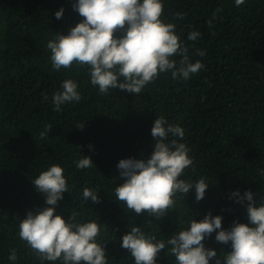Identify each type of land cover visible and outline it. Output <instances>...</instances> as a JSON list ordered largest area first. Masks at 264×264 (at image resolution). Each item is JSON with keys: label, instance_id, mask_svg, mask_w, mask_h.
<instances>
[{"label": "trees", "instance_id": "obj_1", "mask_svg": "<svg viewBox=\"0 0 264 264\" xmlns=\"http://www.w3.org/2000/svg\"><path fill=\"white\" fill-rule=\"evenodd\" d=\"M75 2L0 0V264H61L42 262L18 235L28 211L52 207L32 181L53 164L64 169L68 185L54 214L66 221L78 214L77 223L95 221L107 264H134L121 247L133 226L166 242L187 229L191 218L200 221L209 212L222 217L224 230L248 223L247 201L238 203L232 194L251 191L257 203L264 200V0L239 6L235 0H162V19L176 25L190 62L198 60L204 68L187 80L161 73L139 94L119 88L100 93L87 66L52 67L48 42L83 19ZM193 31L199 36L190 41ZM66 79L77 83L81 99L55 111L53 95L63 91ZM160 117L184 129L183 139L169 136L190 149L193 163L180 178L190 183L203 178L208 187L200 201L194 188L187 196L177 194L174 209L157 220L129 210L114 190L123 182L121 159L150 158L151 129ZM84 156L93 165L79 169ZM84 188L96 192L99 202L85 200ZM215 237L213 232L203 241L217 253L209 264L231 251ZM169 247L159 252L157 264H176ZM12 250L15 261L9 260Z\"/></svg>", "mask_w": 264, "mask_h": 264}, {"label": "clouds", "instance_id": "obj_2", "mask_svg": "<svg viewBox=\"0 0 264 264\" xmlns=\"http://www.w3.org/2000/svg\"><path fill=\"white\" fill-rule=\"evenodd\" d=\"M235 3L239 6L244 0ZM73 8L83 19L66 35L56 33L48 42L51 64L57 71L70 69L74 64L87 66L91 83L98 86L100 93L119 88L139 94L161 73L170 71L173 79L187 80L204 68L198 60L190 62L188 48L176 33V25L162 19V0H76ZM63 12V8L57 11L56 18L62 19ZM198 36L193 31L188 40L195 41ZM197 54L204 55L199 50ZM174 57L181 59L177 61ZM62 89L53 95L55 111H60L61 105L81 99L75 81L66 79ZM184 134L182 127L169 125L163 117L156 118L151 129L155 143L150 158L121 159L117 165L123 182L114 190L116 200L136 214L147 212L157 220L174 209L177 194L187 196L194 188L196 200H202L208 187L206 180L190 183L180 178L193 163L190 149L176 139L169 140V136L183 139ZM92 165L90 156H84L76 167L86 169ZM32 182L45 196V203L52 207L35 213L28 211L19 223V238L42 262L107 264L105 248L97 241L100 226L95 221L77 223L78 214L71 215L67 221L54 214V206L68 192L64 169L53 164ZM232 195L238 197V203L247 201L248 223L234 222L230 230H224L222 217L209 212L200 221L191 218L187 229L166 242L133 226L123 235L121 247L128 250L134 264H157V256L166 245L170 246L167 253L175 258L176 264H209L217 253L205 248L203 241L216 232V241L231 246V251L217 258L216 264L222 261L223 264H264V200L257 203L251 191L242 196L238 191ZM83 197L99 202L97 193L89 188L83 189ZM16 259V251L12 250L9 260Z\"/></svg>", "mask_w": 264, "mask_h": 264}]
</instances>
